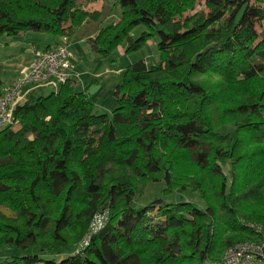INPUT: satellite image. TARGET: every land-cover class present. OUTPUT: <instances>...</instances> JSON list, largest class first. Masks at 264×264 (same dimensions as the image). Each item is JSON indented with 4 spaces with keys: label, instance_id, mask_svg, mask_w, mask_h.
I'll return each mask as SVG.
<instances>
[{
    "label": "trees",
    "instance_id": "obj_1",
    "mask_svg": "<svg viewBox=\"0 0 264 264\" xmlns=\"http://www.w3.org/2000/svg\"><path fill=\"white\" fill-rule=\"evenodd\" d=\"M76 1L0 0V36L66 37L100 15ZM205 3L207 13L181 23L193 0H113L119 20L88 39L92 50L131 52L156 38L160 62L120 72L110 115L93 113L71 77L14 105L17 125L0 128V206L21 220L0 213V264H221L227 247L264 242V0ZM206 73L221 80L200 81ZM161 180L200 201L133 205L145 183Z\"/></svg>",
    "mask_w": 264,
    "mask_h": 264
},
{
    "label": "rangeland",
    "instance_id": "obj_2",
    "mask_svg": "<svg viewBox=\"0 0 264 264\" xmlns=\"http://www.w3.org/2000/svg\"><path fill=\"white\" fill-rule=\"evenodd\" d=\"M206 0H193L191 9L183 11L180 20L181 23L185 18L192 17L198 12L207 13L209 8L206 6ZM77 6L88 11L100 12L96 20H85L80 27L67 35L66 42L70 51L68 59V72L71 75L70 81L76 91H85L88 101L92 105L93 113L110 115L112 110L117 106L116 98L113 94L115 86L118 82L119 74L128 64L137 60H144L148 66L158 65L160 62L159 53L156 48V38H153L143 44L139 49L124 52L125 44L117 46L113 51L106 55H99L92 50L89 38H93L96 32L105 26L116 23L120 17V8L113 6V0H77ZM257 31L264 30V26L256 25ZM144 31L142 25H138L132 29L130 35L132 38H137L141 32ZM55 41L59 43L62 38L49 34L47 32L24 31L14 37L0 36V79L4 85H8L10 81L16 76H20L24 70L22 66L30 59V48L32 43L37 44L39 48L46 45L54 46ZM28 60V61H27ZM31 63V62H30ZM22 68V69H21ZM198 79L202 82L213 84L219 82L221 78L214 73H206L199 75ZM59 83L55 81H35L26 82L20 89V100L37 98L45 96L57 90ZM213 114L216 115L215 109L212 108ZM221 133H233L234 127L223 126L219 129ZM180 175L185 176L190 174L189 165L184 161L181 162ZM86 166H82L84 168ZM111 173H117L121 168L111 163L109 166ZM224 171L228 174V166H224ZM161 198L166 202L191 201L198 203L200 201L196 193L190 190L182 192L165 191L164 182L151 181L145 183L137 199L133 202L135 206H143L154 199ZM79 208V202L75 204ZM260 209L264 210V202L260 203ZM0 213L8 220L19 222L21 220L19 213L7 206H0ZM101 217L96 219V223L100 221ZM75 224L71 223L65 228L64 234L68 240H72L76 234ZM230 235H224V239ZM74 249L70 248L64 250L62 254L46 255L42 254L44 258H53L59 260L61 257L71 254ZM224 251V250H223Z\"/></svg>",
    "mask_w": 264,
    "mask_h": 264
},
{
    "label": "built area",
    "instance_id": "obj_3",
    "mask_svg": "<svg viewBox=\"0 0 264 264\" xmlns=\"http://www.w3.org/2000/svg\"><path fill=\"white\" fill-rule=\"evenodd\" d=\"M70 51L66 38L54 46L35 50L30 65L9 86L0 90V128L16 126L13 107L20 101V89L26 82L55 81L63 83L68 72ZM96 225L92 228L96 229ZM221 264H264V242L242 241L227 247L221 255Z\"/></svg>",
    "mask_w": 264,
    "mask_h": 264
},
{
    "label": "crops",
    "instance_id": "obj_4",
    "mask_svg": "<svg viewBox=\"0 0 264 264\" xmlns=\"http://www.w3.org/2000/svg\"><path fill=\"white\" fill-rule=\"evenodd\" d=\"M21 34V33H20ZM59 39H61V38H59ZM57 43H59L58 41H55V44H57ZM47 47H51L50 45H46V46H44L43 48H39L38 46H37V44H35V43H32V46H31V48H30V60L26 63V64H24L23 66H22V68H24L25 66H27L28 64H30V62L33 60V57H34V51L35 50H42V49H45V48H47ZM21 68V69H22ZM18 75H19V73H18ZM18 75H16L11 81H10V83L8 84V85H4L3 83H2V81H1V79H0V81H1V84H2V86H1V88H0V90L2 89V88H5V87H7V86H9L17 77H18ZM20 101H22V100H20Z\"/></svg>",
    "mask_w": 264,
    "mask_h": 264
}]
</instances>
